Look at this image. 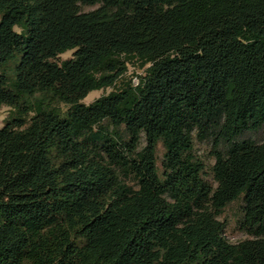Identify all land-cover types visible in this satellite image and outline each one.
<instances>
[{
    "label": "trees",
    "instance_id": "16d2710c",
    "mask_svg": "<svg viewBox=\"0 0 264 264\" xmlns=\"http://www.w3.org/2000/svg\"><path fill=\"white\" fill-rule=\"evenodd\" d=\"M0 105V264H264V0H0Z\"/></svg>",
    "mask_w": 264,
    "mask_h": 264
},
{
    "label": "rangeland",
    "instance_id": "374dc122",
    "mask_svg": "<svg viewBox=\"0 0 264 264\" xmlns=\"http://www.w3.org/2000/svg\"><path fill=\"white\" fill-rule=\"evenodd\" d=\"M96 6H80V10L82 12H88L93 9H95ZM73 51H67L63 54H60L54 61L57 63H60L61 61L70 59L72 57ZM146 66H141L140 64H132L127 66V73L126 78L131 80L133 85H137L139 77L144 76V72L146 70ZM14 68V62H11L6 67V70L9 74L12 73V69ZM114 88H106L101 90H96L90 92L83 100V104H90L94 100L108 94L109 92L113 91ZM8 118V108L0 105V129L4 126L6 120ZM248 139H251L255 142H261L264 138V131H261L256 134L248 135ZM145 145L144 136H140V142L138 146V151H140ZM217 149L214 147L212 141L210 139H206L203 141H199L196 137V134H193V149L192 153L195 158H197L201 163L203 164V173H202V179L209 184L213 189L216 187V183L213 180L212 175V166L215 162V152ZM164 150L159 143L157 146V160L156 165L158 169V173L161 172V161L163 156ZM129 185L134 186V182L132 180L127 181ZM242 199H238L231 204H229L227 207L224 208L220 216L218 217V220L224 223L226 226L224 230V236L225 238L232 244L239 243L241 241H244L246 239H250L251 237L240 231L239 229V221L241 219L242 215Z\"/></svg>",
    "mask_w": 264,
    "mask_h": 264
}]
</instances>
